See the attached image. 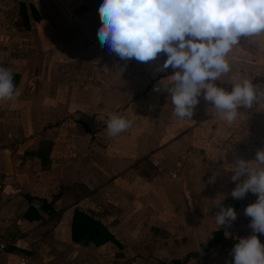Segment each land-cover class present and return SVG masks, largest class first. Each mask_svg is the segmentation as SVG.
<instances>
[{
	"label": "crops",
	"instance_id": "obj_1",
	"mask_svg": "<svg viewBox=\"0 0 264 264\" xmlns=\"http://www.w3.org/2000/svg\"><path fill=\"white\" fill-rule=\"evenodd\" d=\"M27 1L25 5L32 4L40 15L30 28H42L41 20L52 13L90 16L76 22L68 33L63 32L69 24L60 20L59 39L51 43L73 66L59 69L48 60L49 68L37 87L26 79L33 38H12L18 41L12 53L0 54V67L18 75L16 86L21 91L15 101H0V238L8 242L0 264H16L19 255L25 257V264L168 262L197 251L214 230L232 240L208 247L185 264H234L231 250L238 242L234 238L250 235L251 218L245 208L256 194L234 199L235 182L212 179L210 153H217V164L223 151L234 155L233 163L237 158L254 159L257 150L264 149V102L246 113L257 128L245 135L250 141L245 146L241 130L229 134L232 143L220 145L211 143L220 136L198 132L202 125H214L213 117L218 115L211 113L201 121L193 119L189 130L155 146L146 144L159 139L154 132L131 135L129 128L111 136L105 122L117 111L139 125L168 122L159 108L168 102L174 105L169 95L162 97L166 91L157 90L158 81L174 72L172 68L157 71L166 56L147 63L124 61L102 47L99 39L83 42L85 33L93 35L100 28L102 0H79L74 6L65 5V0H57L62 5L56 6L51 0ZM19 2L24 1L16 2V10ZM66 34L70 39L64 41ZM227 58L230 71L224 77L242 78L264 70V33L241 37ZM72 77L81 81L69 84ZM92 77L103 78V84H81ZM256 78L253 84L262 86L264 78ZM256 135L262 144L254 141ZM216 199H222L223 206L238 204L235 221L217 227ZM211 206L216 208L213 212ZM74 211L102 224L120 245L111 241L95 245L82 235L78 242L72 241ZM164 212L171 216H163Z\"/></svg>",
	"mask_w": 264,
	"mask_h": 264
},
{
	"label": "clouds",
	"instance_id": "obj_2",
	"mask_svg": "<svg viewBox=\"0 0 264 264\" xmlns=\"http://www.w3.org/2000/svg\"><path fill=\"white\" fill-rule=\"evenodd\" d=\"M98 11L97 36L110 53L144 63L166 56L157 71L174 72L158 81L157 90L169 94L181 119H191L201 95L214 107L212 114L229 125L244 119L241 108L264 102V86L252 79L231 82V90L217 83L230 71L227 57L240 38L264 33V0H102ZM20 95L13 72L0 67V101H15ZM105 123L109 135L117 136L133 121L117 111ZM233 165L228 168L236 183L232 197L242 199L251 192L257 199L245 208L252 234L239 238L231 255L234 264H264V243L257 235L264 234V149L252 160L237 158ZM214 205L219 207L217 227L236 220L237 212L223 206L222 199Z\"/></svg>",
	"mask_w": 264,
	"mask_h": 264
},
{
	"label": "rangeland",
	"instance_id": "obj_3",
	"mask_svg": "<svg viewBox=\"0 0 264 264\" xmlns=\"http://www.w3.org/2000/svg\"><path fill=\"white\" fill-rule=\"evenodd\" d=\"M18 0H0V6L2 7V13L0 12V54L1 55H6V54H11L12 50L14 48V43L21 40V38H29V39H34L33 43H32V48L30 49V60H28V64L30 65L29 67V75L26 76V79L29 80L28 83L30 86L35 85L34 87H37L38 85H40L42 83V81L44 80V73L47 71V69L49 68L48 66V60H52L51 62L55 63L57 66V68L61 69V68H68L70 69L68 66H73L72 62H70L69 60H66V55L65 53H61L59 50L58 52L56 50L53 49L52 43L51 41H54L55 39H59L60 33H59V22L66 20V23H68L69 25L67 26V31H64L63 33H68L69 28L71 27V29L73 28V26L76 24V22L78 23L79 21H82L86 18V16H90V14H86V15H82V14H77V16H75V14L72 16L71 13H52V14H47V18L45 21L41 20L40 25L42 28L38 29L37 26H33L32 28H30V32H28V34H26L24 32L25 29H23L19 23L20 17L17 13V6H16V2ZM24 1V3H27V0H22ZM90 1V0H88ZM50 2H53L54 5L56 6V4H60L62 5V1L59 3L57 0H51ZM80 3L79 0H65V5H72L74 6L75 4ZM71 12H73L71 10ZM50 20L51 22H47V20ZM34 24V22H32V25ZM100 25V23H99ZM44 26V28H43ZM84 30H86L83 27ZM13 30V31H12ZM97 32L95 31L93 35H88L85 33L84 37H83V42L88 43L91 42L94 39H98L97 36ZM13 34V35H12ZM69 34H66L62 37H66L64 39V41H66L69 37ZM3 37V39H2ZM5 38V39H4ZM12 38H16V40L18 41H12ZM70 39V38H69ZM69 45V44H68ZM86 45V44H85ZM70 47V46H69ZM18 48H22V47H18ZM23 53H25L26 51H22ZM85 52V51H84ZM65 57L64 61L62 62V58ZM32 58V60H31ZM19 63H22L21 61H19ZM26 62L24 63L25 65L27 64ZM55 66V65H53ZM84 67V66H83ZM52 68V67H51ZM85 69V67H84ZM244 73L246 71H243ZM248 74H250L247 77H239L237 75L233 76L232 74H228L226 77H224L223 75L221 76V81H223L222 83L220 81H217V83L222 86L227 88L228 90H231L232 84L231 82L234 81H238L240 79H252L255 80L257 79L256 76L258 75V77L260 78H264V70L263 69H258V71L255 72H249ZM251 75H256L254 76V78L251 77ZM251 77V78H250ZM74 80H76L75 82H80L81 78H75L72 77L69 80V84H75ZM103 78L101 77H95V78H87L86 81H82L81 84H86L89 83L90 85L95 84V83H99L100 85L103 84L102 82ZM261 80V79H260ZM262 81V80H261ZM263 84L262 86H264V80L262 82H260V84ZM66 84V83H65ZM169 95L168 93H163L162 97ZM167 101V97H165ZM153 102V101H152ZM209 103L210 108L207 106ZM152 104V103H151ZM159 108V107H158ZM197 108V109H195ZM194 108V112H193V116L191 117V119L189 118H184L181 119L180 117L176 116L174 114V107H170V102L167 103V107H163V108H159V113L160 115L164 116V118L166 119L164 124H160L158 126L153 125L152 123H148L147 125H139L136 122H133L132 127L129 129V133L131 135L136 134V132H143V133H157L158 135V140L152 141V142H146L147 146H152V145H158L161 144L162 142L166 141L167 139L175 136L176 134H179L181 132H185L187 130H189L193 123V119L196 121H201L203 117L209 115L210 113H214L215 109L213 106H211L210 102H207L204 100L203 96L201 95V97L199 98V103L195 106ZM255 107L253 106L251 109H246V108H241L243 113H244V119L241 120L240 125H238L236 127V125L231 124L229 125L226 121L222 120L220 118V116H215L214 118V125H202L203 130H197L198 132H202V133H209L212 135L216 136H220V139L217 141H211L212 144L215 145H220L222 143H224L225 141H227L228 143H232L229 142V140H231V136L229 135L230 133H232L233 131H235V129H237V131L240 132L243 131L244 134V139H243V144L245 146L246 144H250V141H248V139H246L245 135L249 134V132H252L253 129L257 128L255 126H253V123H251L249 121V118L247 117L246 113H248V111H252V109H254ZM157 109V108H156ZM148 112L152 111V110H147ZM157 115V114H156ZM213 115V114H212ZM149 121V120H148ZM236 127V128H235ZM126 132V131H125ZM264 136V133L263 135ZM261 136V137H262ZM256 138H260L256 135ZM233 141V140H232ZM255 142H257L259 145L262 144V140L258 139L257 141L254 140ZM211 155V167H210V174L212 175V179L214 180V178L216 177V180L220 181V182H233L232 178H230V175L233 174V171L231 169L228 168H232L233 162H234V155L231 154L230 156H227L226 152H220L218 154V156L220 155L219 158V164L218 161L216 162V158L214 157L217 156V153H210ZM215 158V160H214ZM214 160V161H213ZM229 161V162H227ZM227 179V180H226ZM215 206H211L210 208L215 210L216 208H214ZM163 216H171L170 214L167 213H162ZM197 264H202V263H197Z\"/></svg>",
	"mask_w": 264,
	"mask_h": 264
},
{
	"label": "trees",
	"instance_id": "obj_4",
	"mask_svg": "<svg viewBox=\"0 0 264 264\" xmlns=\"http://www.w3.org/2000/svg\"><path fill=\"white\" fill-rule=\"evenodd\" d=\"M17 13L20 17L19 23L21 27L25 30L30 29L32 22H38L40 20V15L34 8V6L30 3L25 5L24 2L18 3V10ZM14 74V73H13ZM18 81V75L14 74V84L16 85ZM257 199V195L253 197L252 200H247L248 204L255 202ZM42 204L45 202L42 200ZM231 206L234 209L238 207V204L236 202H232L230 204H227L228 207ZM28 210H32L29 208ZM77 216V217H76ZM38 218V215H35V219ZM250 228V235L252 234V229ZM78 232V234H77ZM80 233V235H79ZM81 235L85 237L86 242H92L95 245H100L104 243L105 241H111L115 245L119 246L117 240L112 236L111 233L106 231L104 226L100 224L99 222L87 217L81 212L74 211L72 215V221H71V239L72 241L78 242L81 238ZM259 239L262 243H264V234H259ZM241 237L234 238L235 241H238ZM232 240V237L225 238L222 236L221 231L214 230L210 233V237L207 239L205 243H202L197 251L194 252H188L182 259H171L168 262L165 261H157L153 264H185L189 258L196 257L198 254L204 252L208 247L212 246H221L223 244H228Z\"/></svg>",
	"mask_w": 264,
	"mask_h": 264
},
{
	"label": "built area",
	"instance_id": "obj_5",
	"mask_svg": "<svg viewBox=\"0 0 264 264\" xmlns=\"http://www.w3.org/2000/svg\"><path fill=\"white\" fill-rule=\"evenodd\" d=\"M8 242L0 238V253L6 250ZM25 257L23 255H19L16 261V264H25Z\"/></svg>",
	"mask_w": 264,
	"mask_h": 264
}]
</instances>
